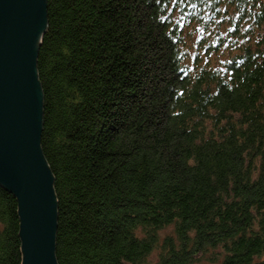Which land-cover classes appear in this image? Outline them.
Listing matches in <instances>:
<instances>
[{
	"label": "trees",
	"instance_id": "1",
	"mask_svg": "<svg viewBox=\"0 0 264 264\" xmlns=\"http://www.w3.org/2000/svg\"><path fill=\"white\" fill-rule=\"evenodd\" d=\"M47 5L58 264H264V0ZM0 225V264H23L1 185Z\"/></svg>",
	"mask_w": 264,
	"mask_h": 264
},
{
	"label": "water",
	"instance_id": "2",
	"mask_svg": "<svg viewBox=\"0 0 264 264\" xmlns=\"http://www.w3.org/2000/svg\"><path fill=\"white\" fill-rule=\"evenodd\" d=\"M48 0H0V185L18 202L23 264H58L55 178L41 141L38 52Z\"/></svg>",
	"mask_w": 264,
	"mask_h": 264
},
{
	"label": "rangeland",
	"instance_id": "3",
	"mask_svg": "<svg viewBox=\"0 0 264 264\" xmlns=\"http://www.w3.org/2000/svg\"><path fill=\"white\" fill-rule=\"evenodd\" d=\"M1 228V225H0ZM173 226H169L166 229H163L160 231V236L163 238L164 236H167V234L172 233ZM160 253L161 251L159 249H155L150 256L147 258L145 264H159L160 262ZM192 264H212L207 258L203 257L201 260H197L196 262Z\"/></svg>",
	"mask_w": 264,
	"mask_h": 264
}]
</instances>
